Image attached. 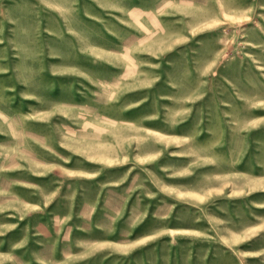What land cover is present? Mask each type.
Returning a JSON list of instances; mask_svg holds the SVG:
<instances>
[{
	"label": "rangeland",
	"instance_id": "1",
	"mask_svg": "<svg viewBox=\"0 0 264 264\" xmlns=\"http://www.w3.org/2000/svg\"><path fill=\"white\" fill-rule=\"evenodd\" d=\"M0 264H264V0H0Z\"/></svg>",
	"mask_w": 264,
	"mask_h": 264
}]
</instances>
